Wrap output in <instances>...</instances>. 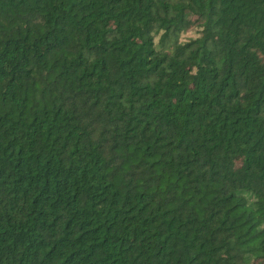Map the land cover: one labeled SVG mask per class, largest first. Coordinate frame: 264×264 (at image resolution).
Wrapping results in <instances>:
<instances>
[{
  "label": "trees",
  "instance_id": "1",
  "mask_svg": "<svg viewBox=\"0 0 264 264\" xmlns=\"http://www.w3.org/2000/svg\"><path fill=\"white\" fill-rule=\"evenodd\" d=\"M0 264H264V0H0Z\"/></svg>",
  "mask_w": 264,
  "mask_h": 264
}]
</instances>
